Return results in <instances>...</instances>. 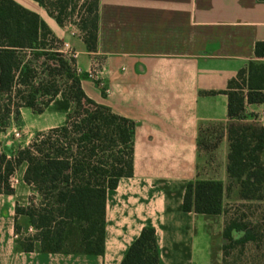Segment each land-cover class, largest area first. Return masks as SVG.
<instances>
[{
  "label": "crops",
  "instance_id": "1",
  "mask_svg": "<svg viewBox=\"0 0 264 264\" xmlns=\"http://www.w3.org/2000/svg\"><path fill=\"white\" fill-rule=\"evenodd\" d=\"M15 1L76 53L87 95L135 122L134 169L107 193L102 255L16 250L13 195L0 194V264H121L145 226L156 230L161 264H225L229 214L185 212L183 199L197 179L223 183L224 208L230 187L240 198L227 171L225 91L251 61L264 60L255 55L264 41V0H99L96 51L37 1ZM245 111L255 115L247 121L264 126V103H247ZM65 120L54 112L39 131Z\"/></svg>",
  "mask_w": 264,
  "mask_h": 264
},
{
  "label": "trees",
  "instance_id": "2",
  "mask_svg": "<svg viewBox=\"0 0 264 264\" xmlns=\"http://www.w3.org/2000/svg\"><path fill=\"white\" fill-rule=\"evenodd\" d=\"M60 24L81 15L79 28L90 51H96L99 0H35ZM64 46L47 22L15 0H0V131L20 125L21 108L41 114L64 112L62 125L37 131L25 147L9 155L0 151V194L14 195L11 177L25 164L23 179L41 196L32 206L15 204V249L18 251L105 252L107 193L134 169L135 122L90 98L82 86L87 73H78L53 44ZM264 58V41L255 45ZM43 59V60H42ZM227 135L230 141L227 171L239 184L240 198L264 200V126L246 122L247 103H264V60H253L229 84ZM208 147V145H207ZM224 185L218 180L187 184L183 210L220 214ZM35 233L21 236L20 217ZM242 231L240 238L233 233ZM226 249L256 238L247 224L232 219L224 229ZM72 240V241H71ZM70 243H73L68 247ZM121 264H161L153 226L143 227Z\"/></svg>",
  "mask_w": 264,
  "mask_h": 264
},
{
  "label": "rangeland",
  "instance_id": "3",
  "mask_svg": "<svg viewBox=\"0 0 264 264\" xmlns=\"http://www.w3.org/2000/svg\"><path fill=\"white\" fill-rule=\"evenodd\" d=\"M83 12L84 11L78 9V12H76L74 16L66 19L64 25H60L57 21L56 22L60 26L74 27L83 37V32L78 25ZM47 14L49 13L47 12ZM49 16L51 15L49 14ZM51 17L54 18L53 16ZM58 39L62 41L60 38ZM53 48L54 50L56 48L60 49L65 57L68 60L70 59L71 55L65 52V49H63V46H59V43H54ZM21 110L24 112V115L22 113L21 124H13L6 131H0V151H5L9 155H12V153L16 152V150L21 147L27 146L32 141L35 133L39 131V128L48 125L51 116L56 112L49 109L44 113L38 114L34 112L33 109L25 107H22ZM25 168L26 165L21 164L11 177L12 185L16 191L11 202L13 205L14 203H18L20 206L38 205L41 196L33 186L25 183L23 179ZM225 202L226 205L224 209L225 212L229 214V220L227 221L237 219L247 224L248 228L251 229L256 236L254 240H250L246 244H233L231 247L229 246L225 252V264H264V200H241L238 198L235 188L233 189L230 187ZM13 205L11 207L12 216L14 215ZM19 223L21 224V236H28L35 233V228L28 225V221L25 217H20ZM242 234V231H235L236 238H239ZM72 244L73 243H70L67 246L70 248L75 247V245L71 246Z\"/></svg>",
  "mask_w": 264,
  "mask_h": 264
},
{
  "label": "built area",
  "instance_id": "4",
  "mask_svg": "<svg viewBox=\"0 0 264 264\" xmlns=\"http://www.w3.org/2000/svg\"><path fill=\"white\" fill-rule=\"evenodd\" d=\"M67 46H68V44H64L63 49H64L65 47H67ZM65 52H67V53L70 54L71 56L76 57V53L73 52V51H71V50H69V51L66 50ZM77 72H78V73H81V70H80V68H78V67H77ZM89 75H90V77L97 79V78H96V75H95L94 72H90ZM102 85H103V83H102Z\"/></svg>",
  "mask_w": 264,
  "mask_h": 264
}]
</instances>
